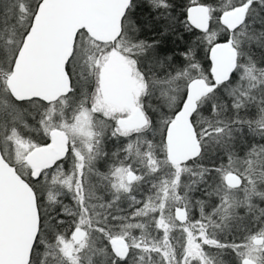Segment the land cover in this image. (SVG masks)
Returning a JSON list of instances; mask_svg holds the SVG:
<instances>
[{
	"label": "snow or ice",
	"instance_id": "1",
	"mask_svg": "<svg viewBox=\"0 0 264 264\" xmlns=\"http://www.w3.org/2000/svg\"><path fill=\"white\" fill-rule=\"evenodd\" d=\"M0 264H264V0H0Z\"/></svg>",
	"mask_w": 264,
	"mask_h": 264
}]
</instances>
